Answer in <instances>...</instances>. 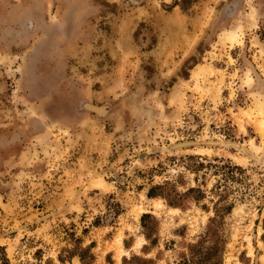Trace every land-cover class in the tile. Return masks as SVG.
I'll list each match as a JSON object with an SVG mask.
<instances>
[{
	"label": "rangeland",
	"instance_id": "obj_1",
	"mask_svg": "<svg viewBox=\"0 0 264 264\" xmlns=\"http://www.w3.org/2000/svg\"><path fill=\"white\" fill-rule=\"evenodd\" d=\"M80 257L264 264V0H0V264Z\"/></svg>",
	"mask_w": 264,
	"mask_h": 264
},
{
	"label": "trees",
	"instance_id": "obj_2",
	"mask_svg": "<svg viewBox=\"0 0 264 264\" xmlns=\"http://www.w3.org/2000/svg\"><path fill=\"white\" fill-rule=\"evenodd\" d=\"M200 166H203L202 164L200 165ZM154 190L155 189H152L149 193H148V197H156V196H159V194H155L154 193ZM193 190V189H192ZM171 205V204H170ZM232 207L233 206H228L226 209H224V213L225 214H228V213H230V211H231V209H232ZM224 213H218L217 211L215 212V215H214V217H212L210 220H209V224H208V230L209 229H212V226H213V223L216 221V217H222V215H224ZM146 217V215H143L142 216V220L144 219ZM207 230V231H208ZM208 233V232H207ZM146 238H148V235H146ZM89 259H91L93 262H94V258H93V256L92 255H89ZM134 260H136L137 258L135 257V258H133ZM80 260H81V262H82V264H85V260H84V257H80ZM140 260V259H139ZM127 262V260L126 259H124V264ZM143 262L144 263H148V264H152L153 263V261H150V260H143ZM93 264V263H92ZM218 264H222V262L220 261V262H218Z\"/></svg>",
	"mask_w": 264,
	"mask_h": 264
}]
</instances>
